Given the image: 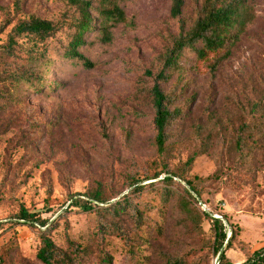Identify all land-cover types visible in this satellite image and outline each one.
<instances>
[{"label": "rangeland", "instance_id": "1", "mask_svg": "<svg viewBox=\"0 0 264 264\" xmlns=\"http://www.w3.org/2000/svg\"><path fill=\"white\" fill-rule=\"evenodd\" d=\"M84 1L92 2L94 24L77 52L90 66L65 54L68 28L43 44L29 35L19 40L22 54L40 56L33 65L4 60L0 52V258L43 264L37 253L45 231L65 253L80 249L78 264H104L103 254L112 264H165L168 257L213 264L208 221L183 220L175 200L163 204L158 194L164 173L153 175L169 171L183 187L206 180L198 182L202 198L233 237V247L222 251L243 264L248 252L264 246V0H247L252 21L223 52L200 59L186 49L160 83L170 110H183L167 128L162 155L154 77L175 39L191 29L201 2L184 0L180 22L171 16L173 0H116L123 21L100 17L99 0ZM75 16L69 0H0V47L20 22ZM17 69L29 72V80L8 77ZM144 178L142 185L155 187L136 200L142 230L128 217L115 219L132 250L116 235L102 239L98 215L73 206L80 200L109 207L130 193L131 180ZM97 193L102 203L94 200ZM22 207L47 225L19 220Z\"/></svg>", "mask_w": 264, "mask_h": 264}, {"label": "trees", "instance_id": "2", "mask_svg": "<svg viewBox=\"0 0 264 264\" xmlns=\"http://www.w3.org/2000/svg\"><path fill=\"white\" fill-rule=\"evenodd\" d=\"M201 2L197 12V17L193 22L191 29L186 33H181L173 42L172 47L167 51L159 72L154 77V86L151 90L152 104L154 109V129L156 132L155 143L158 154L165 152L167 141V128L176 119L180 118L183 110L176 108L173 111L169 108L170 98L160 88V83L168 81L170 73L177 66L181 54L186 49H193L200 58H206L208 55L218 54L225 50L240 32L251 23L252 18L249 17L247 11V0H196ZM70 4L75 7L78 17L64 18L60 22H51L33 18L29 21L18 23L9 33L7 41L0 47V52L4 60L7 61H25L29 64H35L39 61L37 52L34 50L22 54V45L19 40L26 35L32 36L39 44H43L49 39L55 37L64 29L71 30L66 55L72 59L81 62L84 66H90L89 62L77 52V48L83 44L84 35L90 31L94 22L90 17L92 2L84 0H69ZM184 0H173L171 16L179 19L181 22L182 9ZM99 16L108 20L123 21L124 16L117 7L116 0H99ZM182 25V24H181ZM183 27V26H182ZM0 29V34L2 33ZM35 56H34V55ZM23 55V56H22ZM23 57V58H22ZM9 78L15 81L29 80V72L17 69L9 73ZM39 79V78H36ZM31 80H35L33 77ZM42 84V81H40ZM238 136L236 139V148L242 147L243 139ZM195 157L189 160V165L194 161ZM162 173L164 176L160 180L161 192L158 193L163 204H169L175 200L177 211L183 220H190L192 215L199 218V222L207 220L210 224L213 242L212 251L214 259L218 257V264H233L227 260L223 247L231 249L233 247V237H227L226 225L222 219L213 217V212L203 200L201 188L198 182L201 180L194 178L186 181V186H182L181 182L176 180L177 176L171 175L169 171L161 172L153 175V180L158 179ZM142 180L133 179L128 184L131 189L130 193L122 197L116 204L106 208L93 206L88 202L75 200L73 206L81 209L85 213H96L98 215L100 229L98 235L103 239L106 234L116 235L119 237L129 250L133 249L128 233L123 229L122 225L115 222V219H121L122 215L129 218V222L137 231H141L145 225V217L138 205L137 198L147 191L153 189L155 183L142 185ZM206 182V180H204ZM205 182L203 184H205ZM176 186L175 190L172 188ZM95 201L103 202L100 194L93 196ZM201 201L210 210L209 213L204 212L200 206ZM219 216V215H218ZM112 217L113 221L108 222L107 218ZM18 219L25 223H38L40 227H45L47 222L42 220L37 213L30 212L23 207L20 208ZM72 254H67L60 250L54 242L46 235L44 231L40 237V249L37 253L38 259L43 264H78L77 256H82L80 249L73 247ZM220 254V256H217ZM103 263L112 264V259L108 255L103 254ZM0 264H5L0 258ZM165 264H186L182 258L168 257ZM243 264H264V246L248 252L246 260Z\"/></svg>", "mask_w": 264, "mask_h": 264}, {"label": "built area", "instance_id": "3", "mask_svg": "<svg viewBox=\"0 0 264 264\" xmlns=\"http://www.w3.org/2000/svg\"><path fill=\"white\" fill-rule=\"evenodd\" d=\"M199 206L204 212L209 213L210 210L201 201H199ZM213 217L216 218V219H222V217H220L218 215H213ZM213 264H218V259L217 258L214 260Z\"/></svg>", "mask_w": 264, "mask_h": 264}, {"label": "water", "instance_id": "4", "mask_svg": "<svg viewBox=\"0 0 264 264\" xmlns=\"http://www.w3.org/2000/svg\"><path fill=\"white\" fill-rule=\"evenodd\" d=\"M217 259H218V257H217Z\"/></svg>", "mask_w": 264, "mask_h": 264}]
</instances>
